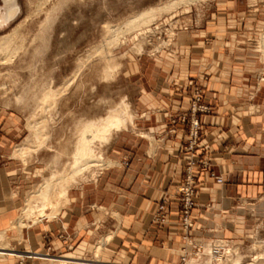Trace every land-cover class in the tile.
I'll use <instances>...</instances> for the list:
<instances>
[{"label":"rangeland","instance_id":"rangeland-1","mask_svg":"<svg viewBox=\"0 0 264 264\" xmlns=\"http://www.w3.org/2000/svg\"><path fill=\"white\" fill-rule=\"evenodd\" d=\"M8 1L0 0V15L6 14ZM235 1L244 2L217 5L215 0H15L16 15L7 25H0V121L22 125L23 130L11 144V155L20 172L28 176L17 198L14 220L27 207L42 206L37 191L55 182V175L71 163L84 124L105 119L110 111L124 104L127 127L112 132L106 142L99 139L93 143L96 159L106 166L87 167L67 189L66 200L60 197L62 212L79 191L85 190L87 196L99 195H95L94 209L102 216L108 215L114 233L99 237L93 256L76 262L103 264L100 242L110 239L111 234L117 236L122 222L120 212L108 210L106 214L105 206L117 204L110 195L118 193L116 187L121 188L122 175L136 163L138 153L143 156L144 145L154 141L153 134L145 128L142 112L158 105L155 98L168 100L169 95L164 94L167 86L160 77L168 76L169 69L182 61L187 40L216 21L214 27L218 25V9L235 10V21L229 28L247 33L239 37L237 47L243 58L256 65L260 80L264 79V1ZM147 11L154 13L149 21L128 25ZM107 68H112L109 77L105 76ZM202 85H193L192 100L198 88L203 93ZM191 104L192 101L190 116ZM201 115H197L199 120ZM190 116L184 120L189 125L188 135ZM189 139L185 147L188 152ZM188 162L182 170L177 195ZM107 183L115 187L106 188ZM198 186L199 179L197 190ZM180 199L178 196L182 211ZM163 203L165 209L170 205L167 200L160 205ZM48 220L53 219L45 217L35 224L29 221V226L19 232L25 233ZM249 236L195 244L181 264L190 260L204 264V244H211L215 250L217 246L231 250L223 256H244L243 264H264V235L258 233L252 239ZM7 239L6 232V238L0 241V256L13 251ZM214 256L217 259L222 255Z\"/></svg>","mask_w":264,"mask_h":264},{"label":"crops","instance_id":"crops-1","mask_svg":"<svg viewBox=\"0 0 264 264\" xmlns=\"http://www.w3.org/2000/svg\"><path fill=\"white\" fill-rule=\"evenodd\" d=\"M234 11L218 9V25L214 27L216 21L187 40L182 61L160 77L168 100L155 98L158 105L142 112L154 143L144 145L143 156L138 153L136 163L125 170L121 188L110 195L117 204L105 206L106 214L120 212L122 222L117 236L111 234L100 246L103 264H181L195 244L264 235V79L240 54L239 37L247 33L229 28ZM195 83L203 84L204 103L212 108L200 116L195 155L209 160L210 166L195 168L199 186L191 213L193 227L185 229L176 188L184 166L194 157L185 150L189 125L184 119L190 116ZM4 121H0V232H7L14 252L0 256V264H79L82 257L93 256L98 238L113 232V221L94 209L96 193L87 196L85 190L79 191L68 209L25 233L11 227L28 176L11 155L13 139L23 127ZM216 177L224 182L217 183ZM164 200L170 203L167 219L157 223Z\"/></svg>","mask_w":264,"mask_h":264},{"label":"bare ground","instance_id":"bare-ground-1","mask_svg":"<svg viewBox=\"0 0 264 264\" xmlns=\"http://www.w3.org/2000/svg\"><path fill=\"white\" fill-rule=\"evenodd\" d=\"M7 5H9V7L6 8V14L0 15V25H7L12 20V18H14L13 16L16 15L17 6L15 0H9L7 2ZM153 14H154L153 11H147L141 14L136 19L130 21L128 25L129 26L141 25L143 22L145 23L146 21H149L153 17ZM117 32L118 31L114 33ZM107 52H108L107 54L110 55L109 53L110 51ZM111 69L110 68L106 69L105 71L106 77L111 76V72H112ZM126 127H127V121H126V110L124 104L110 111L105 119L87 121L86 124H84L82 130L81 131L79 130L81 134L80 133H79L80 135L78 134L79 138L78 141L76 142L73 151L71 163L68 165L66 164L64 170L58 172L55 175L56 177L55 182L46 183L45 186H43L37 191L38 193L37 197L41 201L42 206L38 207L32 204L33 206L30 208L27 207V210L21 209L23 211L20 212L19 218L12 222V227L21 231L22 228L29 226L28 225L29 221H32L35 224L40 219L45 217L51 219L56 218L60 214L63 208L62 202L60 201V197H63L66 200L67 189L76 181L77 177L87 167H90L92 164L98 167L106 166L105 163L101 165L100 164L101 161L96 159L97 153L93 148V143L99 139L106 142L109 140V137L111 136L112 132L120 131ZM110 165L111 164L109 163L107 166L109 167ZM47 211H49L50 213L48 214ZM23 214H25L24 217ZM5 238H6V231L0 232V241H3ZM109 240H110L109 238L104 239L103 242L101 243V247H103V245H106ZM203 253L207 254V258H206L207 260H205L204 264H243L245 260V257L242 255H238L235 257L222 255L221 257L216 259V257L214 256L216 252L211 244L208 245L204 244ZM225 253L226 254L231 253V250L226 249ZM42 256L44 258L45 255ZM199 258L201 259V257ZM225 258L226 260H224ZM256 259L257 258L253 259V262H255ZM187 264H197V262H195V260L192 261L190 260L187 262Z\"/></svg>","mask_w":264,"mask_h":264},{"label":"built area","instance_id":"built-area-1","mask_svg":"<svg viewBox=\"0 0 264 264\" xmlns=\"http://www.w3.org/2000/svg\"><path fill=\"white\" fill-rule=\"evenodd\" d=\"M203 93L200 88L197 89L191 104V116H190V134H189V142L188 149L192 153H194V157L189 159L188 166L186 169V176L183 182V185L178 190V196L181 198V215H182V223L185 229H191L193 227V221L191 219L192 210L196 206V197H197V173L195 172L196 167L207 168L210 166L209 160L198 159L196 158V149L200 140V131H201V123L198 114H210L211 107L209 105H205L203 103ZM186 120V118L184 119ZM195 151V152H194ZM212 177L215 175L212 173ZM216 181L219 184H222L224 180L221 177H216ZM165 203V202H164ZM162 204L158 208V216L156 217V221L165 223L166 215H165V204ZM216 254L223 255L225 253V248L223 246H217ZM47 257V256H44ZM186 257V256H185ZM185 257L183 260L185 261Z\"/></svg>","mask_w":264,"mask_h":264}]
</instances>
